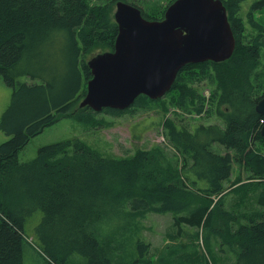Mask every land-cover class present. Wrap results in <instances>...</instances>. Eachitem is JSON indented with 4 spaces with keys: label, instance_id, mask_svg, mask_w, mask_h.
Masks as SVG:
<instances>
[{
    "label": "trees",
    "instance_id": "16d2710c",
    "mask_svg": "<svg viewBox=\"0 0 264 264\" xmlns=\"http://www.w3.org/2000/svg\"><path fill=\"white\" fill-rule=\"evenodd\" d=\"M221 1L236 41L232 56L218 63L187 64L164 98L190 115H214L222 125L189 128L175 113L163 124L171 154L156 146L126 158L106 157L75 139L43 146L21 163L17 155L30 138L77 109L91 78L87 61L97 50L113 49L117 26L111 3L0 0V77L12 89L0 118V129L9 136L0 144V264H23L25 229L38 212L41 220L32 233L46 264H76L73 255L81 256L83 264H113L110 246L96 237L100 222L149 213L173 215L174 239L188 228L195 230L191 238L199 236L204 243L214 237L232 264H264V140L259 129L264 115L255 111L264 96V28L252 15L264 9V0H253L246 14L258 31L251 41H245L238 16L243 0ZM138 9L147 20L164 17ZM203 80L213 84L207 100L193 86ZM163 99L140 95L130 108H157ZM78 109L88 113L80 120L92 121L91 109ZM125 111L103 112L121 116ZM213 144L225 152H214ZM234 162L262 184L245 207L233 203L226 208L224 194L239 183L224 188ZM136 247L139 264L148 246L137 241ZM186 248L171 245L161 263L217 264Z\"/></svg>",
    "mask_w": 264,
    "mask_h": 264
},
{
    "label": "rangeland",
    "instance_id": "374dc122",
    "mask_svg": "<svg viewBox=\"0 0 264 264\" xmlns=\"http://www.w3.org/2000/svg\"><path fill=\"white\" fill-rule=\"evenodd\" d=\"M92 5H102L111 3L112 16L115 10L117 0H90ZM129 4H134L140 8L145 14L160 18L164 16V12L168 7L170 0H122ZM253 0H243L240 6L239 15L245 25L244 37L245 41H251L258 37V31L251 28L247 21L250 3ZM255 22L264 28V9L255 11ZM108 51V50H107ZM101 52V50H100ZM95 51L92 56L100 53ZM261 72L264 78V49L261 51ZM20 81L29 83L27 77H20ZM194 89L198 94L209 99L210 92L213 89V84L207 80H203L193 84ZM12 95V89L3 82L0 77V118L8 106ZM166 95V94H165ZM160 98L159 100L163 99ZM165 101V102H164ZM74 110L67 115L62 116L56 123L48 126L42 132L28 141L26 146L19 151L18 161L23 163L33 159L39 148L53 143L71 140H80L93 149L98 150L106 157L126 158L134 154L138 149L150 150L156 146L164 148L168 154H171L172 149L167 146L164 140L163 124L166 119H174L177 115L184 124L196 126L199 124H218L222 125V121L216 116L207 112L198 115H190L182 110H179L169 104L168 98H164L157 108L148 110H131L124 112L121 116H114L105 112L91 113L92 121H82L78 117L88 116L87 112L82 109ZM82 110V111H80ZM78 113V114H76ZM175 113L177 115H175ZM9 139V136L0 129V144ZM212 150L216 153H224L223 147L218 144L212 145ZM264 155V149L262 150ZM239 182L237 185L240 189L232 190L229 188L232 184ZM263 182V181H262ZM261 182L252 180L250 174L245 171L242 166L234 162L232 166L231 176L228 182L224 183V188L229 190L224 194V205L226 208H231L233 203L240 207H245L248 202H251L257 191L261 188ZM243 185V186H240ZM245 185V186H244ZM217 199L209 204L212 209ZM236 207V206H235ZM234 207V208H235ZM41 220V213H36L29 218L28 226L25 229L24 236L26 242L24 245L23 264H46V258L41 251V246L36 241L32 233L33 226H37ZM173 215L170 213L159 214L149 213L142 218H127L110 217L102 220L98 226L97 239L100 243L104 242L110 246L113 264H136L139 259L136 243L141 241L148 246V252L144 260H139V264H162L160 258L168 256V247L171 245L182 247L185 245L187 251L198 252L203 258H212L217 264H232V259L229 253L222 254L219 251L218 241L211 237L206 243L201 239H193L191 236L195 230L186 229L185 235L182 238L174 239L176 230L172 226ZM185 231V230H184ZM206 239V233H204ZM175 242V243H174ZM166 251V252H165ZM210 255V256H209ZM73 260H77L76 264H83L84 260L81 256L73 255ZM212 264V261H210Z\"/></svg>",
    "mask_w": 264,
    "mask_h": 264
},
{
    "label": "water",
    "instance_id": "95a60500",
    "mask_svg": "<svg viewBox=\"0 0 264 264\" xmlns=\"http://www.w3.org/2000/svg\"><path fill=\"white\" fill-rule=\"evenodd\" d=\"M226 15L221 0H175L162 20H147L137 7L117 1L113 49L88 59L92 78L79 108L125 111L139 95L164 97L187 64L228 60L236 41ZM255 111L264 115V96ZM259 129L264 140V125Z\"/></svg>",
    "mask_w": 264,
    "mask_h": 264
},
{
    "label": "bare ground",
    "instance_id": "6f19581e",
    "mask_svg": "<svg viewBox=\"0 0 264 264\" xmlns=\"http://www.w3.org/2000/svg\"><path fill=\"white\" fill-rule=\"evenodd\" d=\"M163 18H164V17H163ZM160 20H162V19H160ZM158 21H159V20H158ZM91 78H92V77H91ZM139 96H140V95H139ZM139 96H138V97H139ZM106 109H109V108H106ZM102 110H103V109H102ZM113 110H114V109H113ZM263 125H264V123H263ZM263 125H262V126H263Z\"/></svg>",
    "mask_w": 264,
    "mask_h": 264
},
{
    "label": "flooded vegetation",
    "instance_id": "af4514ba",
    "mask_svg": "<svg viewBox=\"0 0 264 264\" xmlns=\"http://www.w3.org/2000/svg\"><path fill=\"white\" fill-rule=\"evenodd\" d=\"M103 111H104V110H103ZM103 111H102V112H103Z\"/></svg>",
    "mask_w": 264,
    "mask_h": 264
},
{
    "label": "built area",
    "instance_id": "2783aa9c",
    "mask_svg": "<svg viewBox=\"0 0 264 264\" xmlns=\"http://www.w3.org/2000/svg\"><path fill=\"white\" fill-rule=\"evenodd\" d=\"M262 122V121H261Z\"/></svg>",
    "mask_w": 264,
    "mask_h": 264
}]
</instances>
